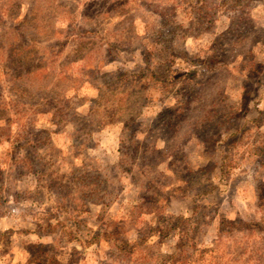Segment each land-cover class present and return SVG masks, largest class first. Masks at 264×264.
Segmentation results:
<instances>
[{
    "label": "rangeland",
    "instance_id": "374dc122",
    "mask_svg": "<svg viewBox=\"0 0 264 264\" xmlns=\"http://www.w3.org/2000/svg\"><path fill=\"white\" fill-rule=\"evenodd\" d=\"M0 264H264V0H0Z\"/></svg>",
    "mask_w": 264,
    "mask_h": 264
}]
</instances>
